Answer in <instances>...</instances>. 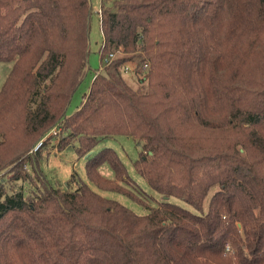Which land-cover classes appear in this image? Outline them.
Instances as JSON below:
<instances>
[{
	"label": "trees",
	"instance_id": "obj_1",
	"mask_svg": "<svg viewBox=\"0 0 264 264\" xmlns=\"http://www.w3.org/2000/svg\"><path fill=\"white\" fill-rule=\"evenodd\" d=\"M91 14L90 0H0V264H264V0H101L100 68L68 114ZM54 127L89 183L147 212L77 174L50 185L30 151ZM115 136L139 148L156 205L115 149L93 152Z\"/></svg>",
	"mask_w": 264,
	"mask_h": 264
},
{
	"label": "rangeland",
	"instance_id": "obj_2",
	"mask_svg": "<svg viewBox=\"0 0 264 264\" xmlns=\"http://www.w3.org/2000/svg\"><path fill=\"white\" fill-rule=\"evenodd\" d=\"M90 4L92 14L90 18L88 69L84 81L72 97L71 103L68 107V114H72L81 105L84 95L89 91L95 75L100 68L101 62L99 49L103 43L100 22L101 0H90ZM119 54L120 53H118L115 57H118ZM11 67L12 64L10 63H0V88L4 84ZM135 70L136 63H128L124 68V75L126 82L132 88L138 90L141 88V83L139 82L140 77L136 75ZM62 137L63 134L61 129L54 127L45 134L40 142L32 147L30 153L36 154L38 161H40L39 168L43 171L50 185L53 187L65 190L73 174H77L78 178L89 183L86 176L85 157H79L74 147H65V149H61L59 146ZM103 148H113L118 152L123 163L128 169L129 176L136 183L130 188L135 191L137 195H141L140 197H143L148 205L153 206L157 204L156 201H162L163 196L155 192L134 168V162L139 158V148L136 146L134 140L124 136L102 139L93 152H99ZM100 172L108 179L115 178L114 171L108 164L103 165L100 168ZM31 174V182L24 185L26 196L31 195L34 190L36 191V188H39L38 186L40 185L38 176L32 171ZM9 181L10 180H8V178L3 181L7 188L11 186ZM89 184L97 192L106 197L120 201L138 214H144L147 212L142 205L124 195L102 191L94 184ZM171 201L178 202L176 199H171Z\"/></svg>",
	"mask_w": 264,
	"mask_h": 264
},
{
	"label": "built area",
	"instance_id": "obj_3",
	"mask_svg": "<svg viewBox=\"0 0 264 264\" xmlns=\"http://www.w3.org/2000/svg\"><path fill=\"white\" fill-rule=\"evenodd\" d=\"M115 54H110L109 57L104 59V65L110 64L111 61L115 58Z\"/></svg>",
	"mask_w": 264,
	"mask_h": 264
}]
</instances>
